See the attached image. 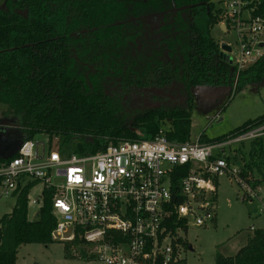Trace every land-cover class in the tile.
Returning a JSON list of instances; mask_svg holds the SVG:
<instances>
[{
	"label": "trees",
	"instance_id": "obj_1",
	"mask_svg": "<svg viewBox=\"0 0 264 264\" xmlns=\"http://www.w3.org/2000/svg\"><path fill=\"white\" fill-rule=\"evenodd\" d=\"M2 1L0 106L22 142L45 135L60 141L56 146L68 154L95 155L109 145L140 140L136 131L143 139L153 138L170 121L164 136L184 144L190 141L194 88L241 90L264 82V57L240 71L223 60L210 35L222 11L210 0ZM256 14H264V0ZM157 91H170L180 101L149 106L158 102L149 92ZM263 124L264 115L223 138L208 141L201 134L199 142L224 143ZM261 141H250L251 159L263 160ZM251 164L244 165L241 176L252 188L264 186V163ZM178 171L181 175L171 181L175 205L181 203L178 186L186 169ZM31 186L0 218V264H16L22 247L55 244L52 192H43L42 206L31 220ZM175 222V217L167 221L171 235L181 229L186 234V222ZM177 243L186 247L181 239ZM71 245L86 244L78 238L67 242V260ZM214 264H264V229H256L234 256L216 255Z\"/></svg>",
	"mask_w": 264,
	"mask_h": 264
},
{
	"label": "built area",
	"instance_id": "obj_2",
	"mask_svg": "<svg viewBox=\"0 0 264 264\" xmlns=\"http://www.w3.org/2000/svg\"><path fill=\"white\" fill-rule=\"evenodd\" d=\"M259 4L260 0H220L218 26L235 32L237 50L230 66L238 71L264 57V14H256ZM263 136L264 125H255L224 143L201 144L198 138L179 144L168 141L160 130L153 138L140 135V140L121 141L83 156L68 154L48 140L25 141L13 157L0 163V203L14 201L32 185L28 207L39 209L43 192L51 191L53 240H83L98 264H178L184 246L177 242L183 231L171 235L167 221L175 217L174 225L185 221L186 228L213 224L219 178L232 177L244 199L258 201L259 216L264 217V186L252 188L241 168L224 154L225 145ZM178 169L186 171L178 186L181 203L175 205L171 181L181 175ZM69 230L72 234L66 237Z\"/></svg>",
	"mask_w": 264,
	"mask_h": 264
},
{
	"label": "rangeland",
	"instance_id": "obj_3",
	"mask_svg": "<svg viewBox=\"0 0 264 264\" xmlns=\"http://www.w3.org/2000/svg\"><path fill=\"white\" fill-rule=\"evenodd\" d=\"M1 1V0H0ZM214 4H219L220 0H210ZM3 8V1L0 2ZM211 37L219 46L225 44L231 48L230 55L224 54L223 60L231 65L233 57L236 56V35L234 31L223 32L214 27L210 32ZM223 55V54H222ZM193 96L194 109L191 117L190 140L195 142L200 135H204L206 140H216L223 138L236 129L240 128L248 121H253L264 115V82L259 84H249L241 90H235L234 86L196 87L191 92ZM3 110L0 106V122L6 120L2 118ZM161 127L162 130L170 128V121H166ZM264 125V124H263ZM137 136H142L141 131ZM140 132V133H139ZM18 132L12 123L10 139H15ZM35 141H47L49 144L59 146L60 141L49 140L45 135L36 136ZM262 155L264 163V136L261 139ZM250 141H245L241 145L224 146V154L230 156V162L236 167L243 168L244 165L253 166L251 162H261L258 155L249 157L252 148ZM57 146V147H58ZM255 150V149H254ZM218 151L214 150L217 154ZM219 154V153H218ZM264 165H262V168ZM253 176L257 177L255 169H252ZM248 173V172H247ZM249 174V173H248ZM38 188L35 193H38ZM216 197V221L214 224L203 228L188 226L186 234L182 233L179 238L186 244L180 248L179 258L185 264H214L216 255L232 257L236 249L242 247L249 236L250 227L264 229V217L259 216V203L256 200H244V193L236 184L232 177H222L217 180L215 188ZM14 206L13 200H4L0 203V214L10 213ZM37 208L28 209V218H36ZM72 231L69 230V236ZM55 244L48 248L39 245L22 247L17 255V264H98L90 262L92 247L88 245H71V260L63 256V248L67 242L55 241Z\"/></svg>",
	"mask_w": 264,
	"mask_h": 264
},
{
	"label": "water",
	"instance_id": "obj_4",
	"mask_svg": "<svg viewBox=\"0 0 264 264\" xmlns=\"http://www.w3.org/2000/svg\"><path fill=\"white\" fill-rule=\"evenodd\" d=\"M222 52L229 53L231 48L225 44L220 46ZM223 57V55H222ZM7 124L4 126L5 128H0V160H7L15 155L18 149L22 145V141L20 140L19 134H17L15 139H10V130L12 129V121L4 120Z\"/></svg>",
	"mask_w": 264,
	"mask_h": 264
},
{
	"label": "flooded vegetation",
	"instance_id": "obj_5",
	"mask_svg": "<svg viewBox=\"0 0 264 264\" xmlns=\"http://www.w3.org/2000/svg\"><path fill=\"white\" fill-rule=\"evenodd\" d=\"M221 50V49H220ZM221 53L223 54V52L221 51ZM224 56V54H223ZM155 94L158 97V102H153L152 104H149V106H154V107H161L164 106L166 104L168 105H173V104H177L180 100H175L172 96L170 91L169 92H164V91H157V92H149V94ZM8 120V119H7ZM6 122L4 120H2L0 122V128L4 129L6 126Z\"/></svg>",
	"mask_w": 264,
	"mask_h": 264
},
{
	"label": "crops",
	"instance_id": "obj_6",
	"mask_svg": "<svg viewBox=\"0 0 264 264\" xmlns=\"http://www.w3.org/2000/svg\"><path fill=\"white\" fill-rule=\"evenodd\" d=\"M216 27H217V26H216ZM218 29H220V30H222V31L224 32V28H222L221 26H218ZM230 156H231V154H230ZM215 221H216V218H215L214 222H215ZM214 222H213V224H214ZM246 241H247V240H246ZM245 244H246V243H245ZM245 244H244V245H245ZM244 245H243V246H244ZM243 246H242V247H243ZM240 248H241V247L239 246V247L236 249L234 255L239 251ZM16 264H17V263H16Z\"/></svg>",
	"mask_w": 264,
	"mask_h": 264
}]
</instances>
